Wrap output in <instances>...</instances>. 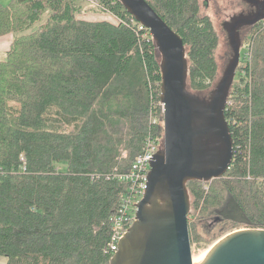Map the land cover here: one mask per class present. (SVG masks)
<instances>
[{"label": "trees", "instance_id": "16d2710c", "mask_svg": "<svg viewBox=\"0 0 264 264\" xmlns=\"http://www.w3.org/2000/svg\"><path fill=\"white\" fill-rule=\"evenodd\" d=\"M95 1L113 18H83L76 0L0 4V37L14 36L0 58V264H109V220L132 185L120 176L163 145L156 43L120 0ZM147 1L184 40L188 89L209 97L219 36L200 0ZM247 30L225 110L234 158L188 182L192 243L211 242L195 227L211 218L216 241L264 228V21Z\"/></svg>", "mask_w": 264, "mask_h": 264}, {"label": "water", "instance_id": "95a60500", "mask_svg": "<svg viewBox=\"0 0 264 264\" xmlns=\"http://www.w3.org/2000/svg\"><path fill=\"white\" fill-rule=\"evenodd\" d=\"M147 27L161 54L164 134L150 163L147 187L136 220L109 264H195L189 227L188 182L223 176L234 158L225 110L241 59L238 28L263 18L236 16L227 25L233 55L209 97L188 89L189 62L184 40L147 0H120ZM250 3L256 0H249ZM196 264H264V228H239L218 239Z\"/></svg>", "mask_w": 264, "mask_h": 264}, {"label": "rangeland", "instance_id": "374dc122", "mask_svg": "<svg viewBox=\"0 0 264 264\" xmlns=\"http://www.w3.org/2000/svg\"><path fill=\"white\" fill-rule=\"evenodd\" d=\"M76 2L81 7V11L79 15L83 18H86V19H112L113 18L110 13L99 8L98 3L95 0H76ZM247 2H248L247 0H200L199 1L200 14L209 16L219 36V42L216 48V59L218 63V77L215 80L214 87L216 86L220 78L222 77V74L229 62V59L232 56V49L230 48V45L228 42L225 22H229L232 15L249 7V4ZM46 19H47V15H45L44 18L41 20V22L37 23L32 28V30L36 29V27L40 23L45 22ZM245 31L241 33V40H242L241 48L245 47L246 45L245 44L246 39L244 38L247 37V32H249V30H245ZM7 36L10 37L9 44L7 41H6L7 44L5 41L3 42L0 41L2 42L0 46V58L2 59L6 57V53L10 50L11 44L14 39V36L12 34H8L0 38L2 39L3 37H7ZM245 50L251 51V46L247 45ZM189 217L190 219L195 220L194 218H192V216H190V214H189ZM197 223L198 224L195 226L197 230L207 235L208 238L211 239V242L208 243V242L203 241L200 244L192 243V255H193L194 262L199 261L198 259L200 258V256H202L215 243L217 239V235L221 232V228H222L215 221V218H211L207 221L197 222ZM0 262L5 263L6 258L1 257Z\"/></svg>", "mask_w": 264, "mask_h": 264}, {"label": "built area", "instance_id": "2783aa9c", "mask_svg": "<svg viewBox=\"0 0 264 264\" xmlns=\"http://www.w3.org/2000/svg\"><path fill=\"white\" fill-rule=\"evenodd\" d=\"M139 28L147 27L139 22ZM250 53L251 51L247 50L246 55L249 56ZM161 148V144L158 141L149 140L144 147V151L134 162L131 172L120 176L121 180H129L132 185L129 188V192L122 199L117 213L112 215L109 220L111 228L109 250L112 254L118 250L120 240L136 220L137 203L142 199L147 187L150 163Z\"/></svg>", "mask_w": 264, "mask_h": 264}, {"label": "flooded vegetation", "instance_id": "af4514ba", "mask_svg": "<svg viewBox=\"0 0 264 264\" xmlns=\"http://www.w3.org/2000/svg\"><path fill=\"white\" fill-rule=\"evenodd\" d=\"M247 1H248L247 3L249 4V7H247L246 9L241 10L240 12H238V13H236L234 15H232L231 18H230V21L229 22H225V28H227V25H229V23L232 22L233 17H236V16H252V15H255V13H257V11L260 8V6L262 7V15H263V18L260 21H258V23L261 22V21H264V0H256V2H253V3H250L249 0H247ZM258 23H256V24H258ZM248 27L249 26H246L245 25V26H240L238 28V32L240 34V37H241V33L243 31L247 30ZM227 37H228V35H227ZM232 55H233V52H232Z\"/></svg>", "mask_w": 264, "mask_h": 264}, {"label": "crops", "instance_id": "0c3cea01", "mask_svg": "<svg viewBox=\"0 0 264 264\" xmlns=\"http://www.w3.org/2000/svg\"><path fill=\"white\" fill-rule=\"evenodd\" d=\"M10 1H11V0H0V4H2V5H7V4L10 3ZM9 38H10V37H8V36H7V37H3L2 39L0 38V41H2V42H3V41H5V42L7 41L8 44H9V43H10ZM2 42H0V46H1V43H2ZM7 42H6V44H7Z\"/></svg>", "mask_w": 264, "mask_h": 264}, {"label": "bare ground", "instance_id": "6f19581e", "mask_svg": "<svg viewBox=\"0 0 264 264\" xmlns=\"http://www.w3.org/2000/svg\"><path fill=\"white\" fill-rule=\"evenodd\" d=\"M208 250H209V249H208ZM208 250H207L202 256H200V258L198 259L199 261L194 262V263L196 264V263H200V262H202V261L204 260V258L206 257V255H207V253H208Z\"/></svg>", "mask_w": 264, "mask_h": 264}]
</instances>
